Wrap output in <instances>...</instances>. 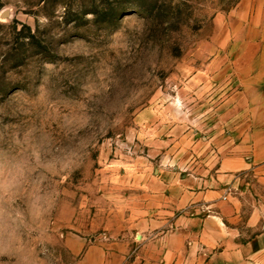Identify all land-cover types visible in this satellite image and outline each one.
I'll list each match as a JSON object with an SVG mask.
<instances>
[{
    "label": "rangeland",
    "instance_id": "obj_1",
    "mask_svg": "<svg viewBox=\"0 0 264 264\" xmlns=\"http://www.w3.org/2000/svg\"><path fill=\"white\" fill-rule=\"evenodd\" d=\"M238 1L0 0V264H145L153 180L241 135Z\"/></svg>",
    "mask_w": 264,
    "mask_h": 264
},
{
    "label": "crops",
    "instance_id": "obj_2",
    "mask_svg": "<svg viewBox=\"0 0 264 264\" xmlns=\"http://www.w3.org/2000/svg\"><path fill=\"white\" fill-rule=\"evenodd\" d=\"M228 20L221 51L242 87L241 135L218 145L214 167L153 180L152 217L139 222L145 264H264V0H239Z\"/></svg>",
    "mask_w": 264,
    "mask_h": 264
},
{
    "label": "built area",
    "instance_id": "obj_3",
    "mask_svg": "<svg viewBox=\"0 0 264 264\" xmlns=\"http://www.w3.org/2000/svg\"><path fill=\"white\" fill-rule=\"evenodd\" d=\"M225 199V198H224Z\"/></svg>",
    "mask_w": 264,
    "mask_h": 264
}]
</instances>
